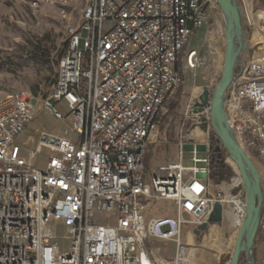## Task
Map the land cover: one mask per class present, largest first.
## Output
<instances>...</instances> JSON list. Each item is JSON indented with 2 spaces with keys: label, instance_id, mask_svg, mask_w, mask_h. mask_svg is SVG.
I'll return each instance as SVG.
<instances>
[{
  "label": "built area",
  "instance_id": "1",
  "mask_svg": "<svg viewBox=\"0 0 264 264\" xmlns=\"http://www.w3.org/2000/svg\"><path fill=\"white\" fill-rule=\"evenodd\" d=\"M24 1L33 10L56 8L67 22L75 11L80 16L67 27L68 48L49 97L18 91L0 102V264H196L181 241L183 224L207 223L220 203L231 205L241 226V175L235 167L228 196L237 201H229L211 192L209 146L203 159L192 151L194 166H185L182 146L177 161L150 175L145 157L183 84L184 50L208 22L213 0H89L81 10L77 0ZM258 2L255 12L245 9L261 35L256 49L264 48V0ZM185 60L194 69L198 51ZM40 107L71 120L76 139L68 130L41 131L28 158L16 141ZM208 109L196 114L197 128L208 124ZM226 112L240 146L264 166V57L240 67ZM44 149L51 154L39 168L32 160ZM162 200L173 202L176 216L147 221L151 202ZM258 240L264 264V208ZM153 241L174 242L175 253L159 259Z\"/></svg>",
  "mask_w": 264,
  "mask_h": 264
},
{
  "label": "rangeland",
  "instance_id": "2",
  "mask_svg": "<svg viewBox=\"0 0 264 264\" xmlns=\"http://www.w3.org/2000/svg\"><path fill=\"white\" fill-rule=\"evenodd\" d=\"M89 0H77L75 6L80 10ZM250 1V0H249ZM242 8L245 12V7ZM248 10L251 8L248 7ZM254 12L256 8L253 9ZM80 11H75L72 21L67 22L59 15V11L53 7H45L33 10L24 0H0V102L7 96L18 91H28L33 96L43 101L45 95L49 97L55 77L49 70H39L31 67L27 62V56L35 45L43 46L51 51L55 57L67 50L68 33L67 27L75 25L79 19ZM225 19L222 11L215 0L212 3L210 18L206 25L192 38L184 55L180 60V71L184 77V84L178 89L176 95L168 103L167 112L161 115L157 121L158 130L153 135L152 143L147 148L146 160L148 174L154 166L159 167L173 163L179 159L183 146L185 166H194L192 151L198 150V158L206 157L205 152L210 144L211 126L210 110L208 115V129L197 128V113L200 111L196 106L200 95L208 90L210 95L218 85L226 54ZM248 49L241 57L246 63L257 57L259 48L255 43L261 41V35L248 24L247 30ZM198 51L199 64L191 69L187 67L185 55L190 50ZM55 73L59 68L56 67ZM174 104L178 107L172 109ZM64 114H68L65 107H61ZM206 117V115L204 116ZM70 131L69 138L76 139V134L71 132V120H57L52 113L40 107L36 119L25 128L17 138L16 143L21 146L23 155L30 158L31 152L35 151L39 144V134L45 131L48 134L61 136L65 131ZM207 131L209 133H207ZM51 152L44 149L32 160V163L43 168ZM262 178L264 190V166L261 162L252 158ZM226 162L233 169L235 165L231 159ZM205 164H198L204 167ZM210 179V175H209ZM211 192L224 198L230 193V185L221 183L216 185L210 179ZM231 206V205H230ZM176 209L171 201H153L149 205L146 220L153 217H175ZM224 215L223 223L210 226L205 232L198 235L194 233L196 227L191 224H183L181 229V241L188 246V253L196 264H230L240 226L235 222L234 215ZM65 232L60 231L59 236ZM191 238L194 243H191ZM162 248L166 259L176 250L174 242H159L155 245ZM262 246L256 239L255 264H259Z\"/></svg>",
  "mask_w": 264,
  "mask_h": 264
},
{
  "label": "water",
  "instance_id": "3",
  "mask_svg": "<svg viewBox=\"0 0 264 264\" xmlns=\"http://www.w3.org/2000/svg\"><path fill=\"white\" fill-rule=\"evenodd\" d=\"M220 7L225 19L226 54L221 79L212 95L205 90L199 97L196 106L200 111L209 108L211 126L219 138L221 146L216 151L224 148L239 171L243 180L246 194V215L240 227L236 240L234 253L230 264H239L244 254L248 264H255V248L257 234L264 208V190L262 178L252 158L238 143L230 127L226 112L227 94L236 79V69L241 67V57L248 49V37L244 31V11L238 0H215ZM203 129H208L205 122ZM223 220V206L217 203L214 212L207 223L198 226L196 235L205 232L209 225L221 223Z\"/></svg>",
  "mask_w": 264,
  "mask_h": 264
},
{
  "label": "trees",
  "instance_id": "4",
  "mask_svg": "<svg viewBox=\"0 0 264 264\" xmlns=\"http://www.w3.org/2000/svg\"><path fill=\"white\" fill-rule=\"evenodd\" d=\"M238 4L242 8L241 0H238ZM244 16H245V12H244ZM247 30H248V24L246 21V17H244V31L246 35H247ZM66 47H68L67 44ZM65 52L66 50L54 57L49 49L44 48L43 46L41 47L39 45H35L32 51L27 56L28 57L27 62L33 68H37L39 70H43V69L49 70L55 77L54 80V84H55L58 78V72L55 73L54 69L56 67L59 68L60 60ZM178 66L180 68V63ZM239 70L240 67L238 66L236 69V75L238 74ZM183 84H184V80H183ZM46 98H48L47 95H45L44 99ZM177 107L178 105L174 104V107H172V109H175ZM219 146H221L219 138L216 135V133L212 130L210 132V144H209L210 154H211L210 179L216 185H219L223 182L230 183L231 179L235 175L233 167L226 162L227 159H230L226 150L222 148L221 151H216V148ZM147 157H148V152H146V157H145L146 169L148 171L149 169L146 163ZM235 192H237V190ZM257 238L259 239V232L257 234ZM239 264H248L244 254L241 256V260Z\"/></svg>",
  "mask_w": 264,
  "mask_h": 264
},
{
  "label": "crops",
  "instance_id": "5",
  "mask_svg": "<svg viewBox=\"0 0 264 264\" xmlns=\"http://www.w3.org/2000/svg\"><path fill=\"white\" fill-rule=\"evenodd\" d=\"M242 2H243V5H244V7H245V9L247 8L248 9V7L249 8H252V9H254V8H257L258 7V5H259V2H258V0H242ZM155 136H152V139H155L154 138ZM154 168H156V166H154L152 169H154ZM225 214H228L229 215V217H230V220H231V222H232V220H233V218H232V214H233V209H232V207L230 206V205H225L224 207H223V220H222V223H223V221H224V215ZM217 224H211L210 226H216ZM209 226V227H210ZM159 242H162V241H153V242H151V244H150V249H152V251L156 254V256L159 258V259H166L165 257H164V255H163V253H162V248L160 247V245H158V246H156L155 247V245H157V244H159ZM191 243H194V239L193 238H191ZM175 253V252H174ZM173 253V254H174ZM172 254V255H173ZM171 255V256H172Z\"/></svg>",
  "mask_w": 264,
  "mask_h": 264
},
{
  "label": "bare ground",
  "instance_id": "6",
  "mask_svg": "<svg viewBox=\"0 0 264 264\" xmlns=\"http://www.w3.org/2000/svg\"><path fill=\"white\" fill-rule=\"evenodd\" d=\"M259 53H258V55H257V57H255V60H258V59H260V58H262V57H264V48L263 47H259ZM154 135V134H153ZM152 135V136H153ZM238 180H236L235 182H237ZM229 201H237V199L235 198V199H233L232 197H230V196H228V198H227ZM242 225V224H241ZM241 227V226H240Z\"/></svg>",
  "mask_w": 264,
  "mask_h": 264
}]
</instances>
